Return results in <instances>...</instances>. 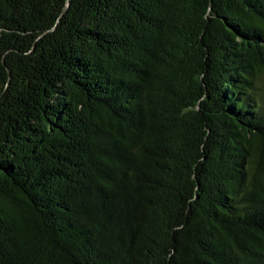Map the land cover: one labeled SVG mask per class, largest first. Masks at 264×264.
<instances>
[{
  "label": "trees",
  "instance_id": "1",
  "mask_svg": "<svg viewBox=\"0 0 264 264\" xmlns=\"http://www.w3.org/2000/svg\"><path fill=\"white\" fill-rule=\"evenodd\" d=\"M0 264H264V0H0Z\"/></svg>",
  "mask_w": 264,
  "mask_h": 264
}]
</instances>
